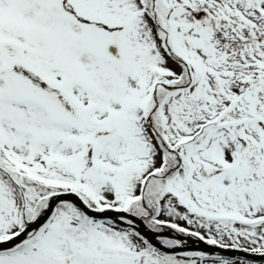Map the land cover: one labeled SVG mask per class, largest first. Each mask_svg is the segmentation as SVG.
Masks as SVG:
<instances>
[{
    "label": "snow or ice",
    "instance_id": "6c2138e0",
    "mask_svg": "<svg viewBox=\"0 0 264 264\" xmlns=\"http://www.w3.org/2000/svg\"><path fill=\"white\" fill-rule=\"evenodd\" d=\"M0 264H264V0H0Z\"/></svg>",
    "mask_w": 264,
    "mask_h": 264
}]
</instances>
